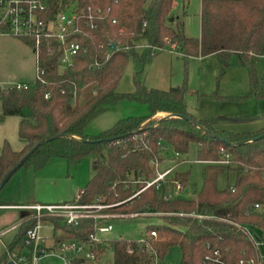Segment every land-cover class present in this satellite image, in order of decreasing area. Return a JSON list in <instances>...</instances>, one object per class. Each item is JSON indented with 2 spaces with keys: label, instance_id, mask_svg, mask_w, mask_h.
Here are the masks:
<instances>
[{
  "label": "trees",
  "instance_id": "1",
  "mask_svg": "<svg viewBox=\"0 0 264 264\" xmlns=\"http://www.w3.org/2000/svg\"><path fill=\"white\" fill-rule=\"evenodd\" d=\"M174 2L48 0L44 20L74 7L91 8L97 27H85V34L75 36L84 50L74 56V64L65 72H59L64 46L57 39H43L39 63L45 70L44 82L37 79L34 85L21 89L0 87V123L8 116H19V135L25 143L21 151H13L8 144L0 148V183L35 149L17 170L22 172L25 201L16 205L34 204L29 196L34 174L50 158H64L70 165H77L92 154L95 173L79 200L111 205L128 200L155 178L156 162L165 161L162 152L170 149L181 158L195 142L199 161L206 163L199 195L178 199L173 194L175 182L186 188L190 172L175 171L162 190L150 187L108 210L158 214L125 220H161L159 224H147L139 239L107 240L106 245L114 252V264H151V250L163 259L173 245L181 247L185 264H208L205 258L216 250L231 264H249L251 260L264 264V246L256 247L243 232V228H249L263 240L264 213L260 210L264 209V126L252 132L218 130L215 126L220 119H197L188 111L185 86L167 91L147 89L136 80L134 93L117 92L131 58L144 63L167 46L182 49L186 56L216 54L225 60L235 56L241 65L250 68L256 58L264 56V0H202L198 39L173 29L174 23L181 27L171 15ZM19 39L35 50L34 40ZM140 43L149 48L142 56L137 51ZM250 74L247 98L264 100V78L253 67ZM123 98L147 104L149 113L120 120L97 137L88 136L87 124ZM25 109L30 113L25 114ZM158 113L166 115L155 119ZM226 171H234L236 181L234 186L220 190L217 178ZM168 192L173 195L165 200ZM257 204L261 209H255ZM21 211L22 218L29 214ZM181 213L184 216L178 215ZM55 222L63 230L62 238L86 239L92 230V221L76 229ZM31 225L24 224L23 229ZM22 240L23 235H18L16 244H22ZM106 245L97 244L98 260Z\"/></svg>",
  "mask_w": 264,
  "mask_h": 264
},
{
  "label": "rangeland",
  "instance_id": "2",
  "mask_svg": "<svg viewBox=\"0 0 264 264\" xmlns=\"http://www.w3.org/2000/svg\"><path fill=\"white\" fill-rule=\"evenodd\" d=\"M202 0H175L172 16L179 21L172 24L174 30L182 31L190 39L201 36ZM171 25V24H170ZM167 46L144 63H137L131 58L127 63L117 92L121 94L134 93L136 80L147 89L170 90L185 86L184 101L188 111L197 119H220L216 123L218 130L227 132H252L264 126V102L261 99L247 98L251 90L250 68H254L259 77L264 78V56L256 58L251 67L243 66L235 56L225 60L216 54L206 57L186 56L182 49ZM140 56L147 54L149 48L140 43L137 49ZM37 56L34 50L25 42L14 36H0V86L7 87L10 83L34 85L37 80ZM66 67L59 66V72ZM246 97V99H244ZM29 114L28 109L24 110ZM149 113L145 103L123 98L110 105L105 111L92 119L86 126V134L97 137L111 129L120 120L129 117H142ZM158 113L154 118L165 117ZM248 119V120H247ZM20 117L8 116L0 123V148L6 144L13 151H21L25 143L19 135ZM165 161L160 170H166L183 161L177 171H189L186 188L178 195V199L195 198L203 187L205 162L199 161V148L195 142L190 143L186 153L181 158H175L174 151L167 149L162 152ZM94 155L85 156L77 165H70L64 158H50L44 166L38 169L33 177V187L29 196L34 203L56 204L73 201L86 189L95 170ZM22 172L15 173L0 191V204L13 205L25 201L21 193ZM236 173L226 171L217 178V187L225 190L234 186ZM30 200V199H28ZM264 213V209L260 210ZM21 210L15 208L0 209V232L19 224L23 218ZM159 224L161 220L145 219L113 221V230L104 234L106 240L121 238L139 239L149 223ZM20 230L12 231L2 237L0 244V261L5 251L11 245ZM44 234H50L44 230ZM263 237L264 233L260 234ZM264 251V250H263ZM83 264H114V252L106 245V251L97 262L87 261ZM157 264H185L179 245L170 247L167 255Z\"/></svg>",
  "mask_w": 264,
  "mask_h": 264
},
{
  "label": "built area",
  "instance_id": "3",
  "mask_svg": "<svg viewBox=\"0 0 264 264\" xmlns=\"http://www.w3.org/2000/svg\"><path fill=\"white\" fill-rule=\"evenodd\" d=\"M47 10L48 0H0V36H14L35 41L36 48L34 52L38 60L37 79L42 82H44L43 75L45 74V70L39 63L42 40L57 39L64 46L60 66L62 65L67 69L74 64V56L84 50L75 36L85 34V27L90 29L97 27L91 8L86 10L74 7L46 21L42 16ZM10 86L18 89L29 87V85L20 83H10L7 87ZM46 97H49V95H46ZM174 154L175 158H180L178 153ZM183 163L179 160L176 166L161 171V164L156 162L155 178L147 181L143 189L126 201L138 196L150 187L162 190L177 171V168ZM224 163H228V161ZM175 183L176 188L173 194L178 196L185 189V186L180 182ZM82 194L83 191L73 201L60 204L34 203L19 206H0V209L15 208L29 213L19 224L0 232V244L2 243V237L12 231L20 230L19 235H23L22 244H16L18 241V236H16L13 243L7 247L1 264H83L87 261L97 262L96 246L97 244L106 245L107 240L103 235L113 230V220L158 215L152 213L125 214L110 212L109 209L126 201L111 205L86 204L79 200ZM173 194L166 193L164 199H170ZM255 209L259 210L261 206L257 204ZM178 215L184 216L183 213ZM190 216L204 218L202 215L191 214ZM55 221H58L60 225L73 229L84 226L85 221H92V230L88 232L86 239L62 238L60 235H62L63 230L56 226ZM29 222H32V225L23 229L24 224ZM44 230H49L50 234L45 235ZM243 232L256 247L264 246V242L257 238L253 230L243 228ZM152 234L155 235V232ZM151 254V264H157L160 260L159 256L153 250H151ZM205 261L208 264H231L221 258L219 250H216L213 255L207 256ZM239 264L245 263L241 261ZM249 264H254V260H251Z\"/></svg>",
  "mask_w": 264,
  "mask_h": 264
},
{
  "label": "water",
  "instance_id": "4",
  "mask_svg": "<svg viewBox=\"0 0 264 264\" xmlns=\"http://www.w3.org/2000/svg\"><path fill=\"white\" fill-rule=\"evenodd\" d=\"M37 148V147H36ZM35 150V149H34ZM32 150L28 155H26L2 180L0 183V191L7 184V182L12 178V176L17 172V170L29 159V157L34 153ZM12 264V263H10Z\"/></svg>",
  "mask_w": 264,
  "mask_h": 264
},
{
  "label": "crops",
  "instance_id": "5",
  "mask_svg": "<svg viewBox=\"0 0 264 264\" xmlns=\"http://www.w3.org/2000/svg\"><path fill=\"white\" fill-rule=\"evenodd\" d=\"M264 102V100H262ZM164 114V113H163ZM248 120V119H247ZM56 204H60V203H56ZM16 206V204H13ZM13 205H4V204H0V206H13ZM19 206V205H18ZM21 216V215H20Z\"/></svg>",
  "mask_w": 264,
  "mask_h": 264
}]
</instances>
